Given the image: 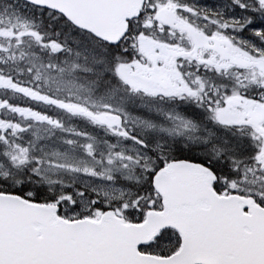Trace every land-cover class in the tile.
Wrapping results in <instances>:
<instances>
[{
  "label": "snow or ice",
  "instance_id": "snow-or-ice-1",
  "mask_svg": "<svg viewBox=\"0 0 264 264\" xmlns=\"http://www.w3.org/2000/svg\"><path fill=\"white\" fill-rule=\"evenodd\" d=\"M0 264H264V0H0Z\"/></svg>",
  "mask_w": 264,
  "mask_h": 264
}]
</instances>
